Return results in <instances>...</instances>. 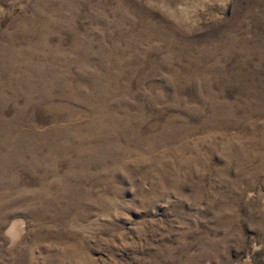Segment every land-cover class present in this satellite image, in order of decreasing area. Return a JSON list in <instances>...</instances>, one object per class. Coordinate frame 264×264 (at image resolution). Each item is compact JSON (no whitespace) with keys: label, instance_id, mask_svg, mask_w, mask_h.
<instances>
[{"label":"rangeland","instance_id":"1","mask_svg":"<svg viewBox=\"0 0 264 264\" xmlns=\"http://www.w3.org/2000/svg\"><path fill=\"white\" fill-rule=\"evenodd\" d=\"M0 264H264V0H0Z\"/></svg>","mask_w":264,"mask_h":264}]
</instances>
